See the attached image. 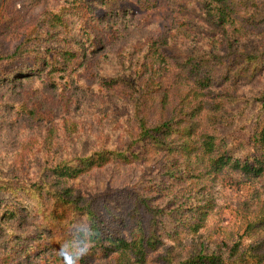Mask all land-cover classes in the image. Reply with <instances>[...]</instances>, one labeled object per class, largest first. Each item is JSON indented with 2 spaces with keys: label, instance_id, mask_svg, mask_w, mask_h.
<instances>
[{
  "label": "rangeland",
  "instance_id": "obj_1",
  "mask_svg": "<svg viewBox=\"0 0 264 264\" xmlns=\"http://www.w3.org/2000/svg\"><path fill=\"white\" fill-rule=\"evenodd\" d=\"M3 1L6 8L4 15L0 14V47L11 51L25 32H44L36 22L58 0ZM133 1L137 5L135 12L124 14L122 7L113 5V13L104 20L94 23L88 17L89 31L95 34L92 40L98 45L95 52L83 58L82 64L78 63L71 83H66L61 75L56 84L42 83L36 75L21 85L0 86V165L8 174L35 178L51 162L74 154L84 155L105 146L126 147L128 127H137L133 121L134 100L131 94L107 90L102 77L108 74L139 77L149 93L145 109L154 120L161 116L170 118L176 111H196L194 121L200 125L197 132L201 133L209 128V117L214 115L204 108L205 103L220 98L221 89H203L195 84L183 54L190 52L195 57L199 53V58L208 56L207 52L223 54L229 47L244 50L255 44L264 46V32L257 28L255 20L243 18V14L234 23L223 22L211 0ZM56 35V40L48 43L59 45L58 38L64 33ZM70 45L77 46L76 40ZM225 86L229 93L248 98L253 90L264 88V71L249 82ZM143 95L139 93L137 97ZM244 106L245 101L238 109ZM254 111L252 108L251 114ZM192 125L195 132L193 122ZM192 145L197 147L195 141ZM164 162L152 153L131 164L108 163L69 179L68 183L75 192L93 199L100 210L110 209L129 219L130 209L142 208L137 194L152 195L150 189L162 177ZM193 182L201 194L211 198L213 209L199 234L184 232L179 240H165L175 255L192 252L201 243L209 250H219L233 264H264V175L252 177L229 169L219 173L202 171L188 183ZM165 199H172V195ZM144 217L148 219V214ZM7 223L12 220L7 219ZM16 226L26 237L36 231L32 220L19 221ZM4 242L1 236L0 248ZM9 249L5 246L0 253ZM165 255L162 248L151 254L146 264H166ZM41 256L45 255L25 264H51L42 262ZM95 264L140 263L113 258Z\"/></svg>",
  "mask_w": 264,
  "mask_h": 264
},
{
  "label": "trees",
  "instance_id": "obj_2",
  "mask_svg": "<svg viewBox=\"0 0 264 264\" xmlns=\"http://www.w3.org/2000/svg\"><path fill=\"white\" fill-rule=\"evenodd\" d=\"M211 1L217 5L223 22L234 23L244 14L243 18L255 20L264 32V0ZM113 5L122 7L124 14L137 8L133 0H58L55 7L46 8L36 22L44 28L43 33L36 29L25 32L11 51L0 47V86L21 85L36 75L42 83L56 84L60 75L71 83L78 63L82 64L98 45L92 40L95 34L89 31L88 17L94 23L104 20L113 13ZM5 8L0 0L1 15ZM92 10L95 12L90 14ZM111 28L112 24L108 30ZM56 32L64 33L58 38L59 45L48 43L56 40ZM75 40L77 46L70 45ZM226 50L223 54L207 52L208 56L199 58V53L195 57L190 52L183 54L195 84L203 89H221L220 98L205 103L204 108L214 115L203 132H197L200 125L194 121L196 111H176L170 118L152 119L145 109L149 93L140 78L108 74L102 77L107 90L134 97L133 121L137 127H128L126 147L105 146L84 155L74 154L51 162L35 178L16 177L0 165V237L4 236L3 247H10L0 253V261L25 264L44 254L42 262L51 264H95L113 258L146 264L151 254L163 248L166 264H233L219 250H209L201 243L192 252L175 255L173 247L165 242L179 240L184 232L197 234L213 209L211 198L196 189V182L189 184V179L202 171L219 173L228 169L252 177L264 175V88L253 90L246 98L229 93L225 86L249 82L264 71V46ZM139 93L146 96L139 99ZM244 101L245 106L238 109ZM252 108L255 111L251 114ZM152 153L165 161L163 175L150 189L152 195L137 194L142 208L130 209L129 219L110 209L100 210L93 199L75 192L68 183L94 168L111 162L143 161ZM169 195L172 199L166 201ZM7 219L12 223L8 224ZM29 220L36 231L26 237L16 223Z\"/></svg>",
  "mask_w": 264,
  "mask_h": 264
}]
</instances>
